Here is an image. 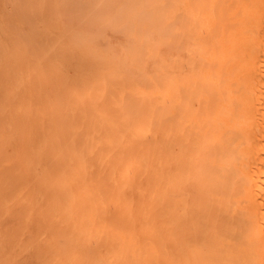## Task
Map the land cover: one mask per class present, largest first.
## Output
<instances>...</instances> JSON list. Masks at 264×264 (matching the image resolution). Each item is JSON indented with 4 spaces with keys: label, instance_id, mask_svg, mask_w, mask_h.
<instances>
[{
    "label": "bare ground",
    "instance_id": "obj_1",
    "mask_svg": "<svg viewBox=\"0 0 264 264\" xmlns=\"http://www.w3.org/2000/svg\"><path fill=\"white\" fill-rule=\"evenodd\" d=\"M0 264H264V0H0Z\"/></svg>",
    "mask_w": 264,
    "mask_h": 264
}]
</instances>
